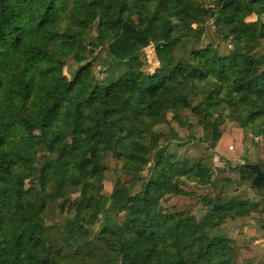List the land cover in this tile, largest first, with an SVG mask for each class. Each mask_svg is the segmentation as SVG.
I'll return each mask as SVG.
<instances>
[{
	"label": "trees",
	"instance_id": "trees-1",
	"mask_svg": "<svg viewBox=\"0 0 264 264\" xmlns=\"http://www.w3.org/2000/svg\"><path fill=\"white\" fill-rule=\"evenodd\" d=\"M229 122L264 138V0H0V264H247L226 225L264 232V161L217 178L178 131Z\"/></svg>",
	"mask_w": 264,
	"mask_h": 264
},
{
	"label": "rangeland",
	"instance_id": "rangeland-1",
	"mask_svg": "<svg viewBox=\"0 0 264 264\" xmlns=\"http://www.w3.org/2000/svg\"><path fill=\"white\" fill-rule=\"evenodd\" d=\"M208 34L209 36L202 35L199 38L197 46L207 42V40H213L212 34L210 32ZM233 47H235L233 42L224 43L221 46V50L224 53ZM99 50V57L102 60L107 54V47L101 46ZM145 53L148 59H153L154 49L152 45L146 49ZM149 65L152 66V63ZM102 71L104 70L100 62L96 68V73L99 78L104 76ZM175 127L178 128L176 125ZM178 131L183 140L188 141L184 146V150L189 155L197 158H203L210 154L213 155L210 163L216 169L218 174L216 176L217 178L229 175L233 178L238 177V172L231 168L242 164L246 159L251 161H264V138L254 137L233 123L229 122L221 126V138L217 142L215 149L212 150H208L207 144L198 142V139L204 137V132L200 127L188 128L182 126L178 128ZM112 166L113 168L107 173L105 181V190L107 193L111 192L116 179L113 171L115 165L112 164ZM180 182L197 193L204 194L206 192L204 188L196 187L192 183L182 180ZM169 205L175 208L190 209L198 217H201L204 212L197 196H174L169 201ZM201 225L203 226V223ZM226 231L236 241L239 252V263L264 264V232L259 230L255 218H241L238 221L229 222L226 225Z\"/></svg>",
	"mask_w": 264,
	"mask_h": 264
},
{
	"label": "water",
	"instance_id": "water-1",
	"mask_svg": "<svg viewBox=\"0 0 264 264\" xmlns=\"http://www.w3.org/2000/svg\"><path fill=\"white\" fill-rule=\"evenodd\" d=\"M246 167L255 173V176L252 181L254 184H258L262 180H264V171L258 163H247Z\"/></svg>",
	"mask_w": 264,
	"mask_h": 264
},
{
	"label": "crops",
	"instance_id": "crops-1",
	"mask_svg": "<svg viewBox=\"0 0 264 264\" xmlns=\"http://www.w3.org/2000/svg\"><path fill=\"white\" fill-rule=\"evenodd\" d=\"M209 32H210V30L208 29L207 32H206L204 35H205V36H209V34H208ZM208 42H209V41L207 40L206 43H208ZM259 230H260V229H259ZM260 231H261V230H260Z\"/></svg>",
	"mask_w": 264,
	"mask_h": 264
}]
</instances>
